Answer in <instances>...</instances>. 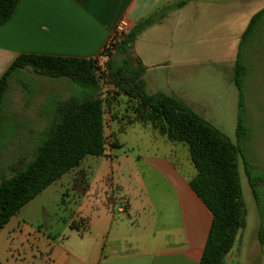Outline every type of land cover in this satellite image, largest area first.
I'll return each instance as SVG.
<instances>
[{
  "label": "crops",
  "instance_id": "obj_1",
  "mask_svg": "<svg viewBox=\"0 0 264 264\" xmlns=\"http://www.w3.org/2000/svg\"><path fill=\"white\" fill-rule=\"evenodd\" d=\"M174 1L19 0L0 26V77L20 53L100 62L120 17L126 16L132 27ZM196 1L189 0L163 19ZM146 72V91H161L151 88ZM131 123L127 119L120 131ZM152 130L162 151L139 156L142 169L134 168L133 180L119 171L118 176L102 173L94 183L86 176L80 184L75 179L82 170L78 165L69 170L75 208L54 232L47 229L44 214L34 217L25 211L36 197L25 204L0 228V264H199L212 214L189 185L196 169L187 145ZM116 143L103 156L111 158L112 149L120 145ZM122 174L127 180H121ZM242 238L238 233L224 264H253L257 255L264 258L259 239L256 253L243 246Z\"/></svg>",
  "mask_w": 264,
  "mask_h": 264
},
{
  "label": "rangeland",
  "instance_id": "obj_2",
  "mask_svg": "<svg viewBox=\"0 0 264 264\" xmlns=\"http://www.w3.org/2000/svg\"><path fill=\"white\" fill-rule=\"evenodd\" d=\"M261 8H264V0L192 2L182 12H172L141 33L127 53L141 58L152 89L178 96L239 144L238 173L246 212L245 226L239 233L243 246L256 253L259 237L264 248V15L253 35L244 41L239 59L244 67L242 123L249 129L240 139L236 135L239 94L234 66L240 37L251 16ZM112 53L114 61L125 56L115 49ZM98 65L103 69L105 61ZM100 85L104 98L111 88L102 78ZM75 92L66 78L54 79L26 70L14 75L0 119V177L10 174V162L22 155L32 157L50 126L56 102ZM117 98L111 106L104 103V133L106 149L115 142L120 145L112 149L111 158L85 156L77 166L82 173H77L75 182L81 184L87 176L94 183L102 173L114 172L118 176L119 171L126 172L133 180L134 168L142 169L139 156L162 151L154 137L157 132L148 125L133 122L120 131V126H124L130 116L131 102L124 96ZM70 171L51 183L25 208L30 216L44 214L49 232L57 230L73 214L74 196L69 186L73 182V171ZM127 177L122 174L121 180ZM250 178L257 179L256 197ZM252 263L264 264V258L257 255Z\"/></svg>",
  "mask_w": 264,
  "mask_h": 264
},
{
  "label": "trees",
  "instance_id": "obj_3",
  "mask_svg": "<svg viewBox=\"0 0 264 264\" xmlns=\"http://www.w3.org/2000/svg\"><path fill=\"white\" fill-rule=\"evenodd\" d=\"M18 1L0 0V26L12 16ZM188 1L176 0L161 7L135 23L121 41L105 44L100 53L105 61L101 70L98 58L35 53L16 56L0 77V119L5 95L17 72L26 70L49 78H66L76 92L56 102L50 126L32 157H18L8 165L10 174L0 177V228L47 186L79 165L85 156L104 154V103L110 105L118 99L117 96H124L131 102L130 123L149 124L169 141L187 145L196 169L189 185L212 214L199 264H224L237 234L245 226L246 212L238 173L239 144L178 96L162 91L148 93L143 78L146 67L137 56L127 54L141 33ZM263 15L264 8L249 19L240 37L234 66V81L239 94L236 124L239 139L246 131L249 133L242 123L244 67L239 59L244 41L253 35ZM114 49L116 53L125 54L120 61H114ZM101 78L111 88L104 98ZM249 181L256 197L254 185L257 179L250 178Z\"/></svg>",
  "mask_w": 264,
  "mask_h": 264
},
{
  "label": "built area",
  "instance_id": "obj_4",
  "mask_svg": "<svg viewBox=\"0 0 264 264\" xmlns=\"http://www.w3.org/2000/svg\"><path fill=\"white\" fill-rule=\"evenodd\" d=\"M131 23L126 16L120 17L108 39L107 43L121 41L128 33Z\"/></svg>",
  "mask_w": 264,
  "mask_h": 264
}]
</instances>
